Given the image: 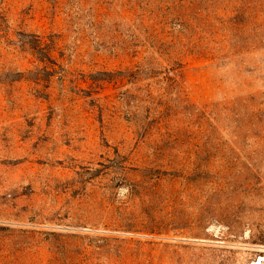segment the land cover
<instances>
[{
    "label": "rangeland",
    "instance_id": "obj_1",
    "mask_svg": "<svg viewBox=\"0 0 264 264\" xmlns=\"http://www.w3.org/2000/svg\"><path fill=\"white\" fill-rule=\"evenodd\" d=\"M250 1L0 0V264H264Z\"/></svg>",
    "mask_w": 264,
    "mask_h": 264
},
{
    "label": "trees",
    "instance_id": "obj_2",
    "mask_svg": "<svg viewBox=\"0 0 264 264\" xmlns=\"http://www.w3.org/2000/svg\"><path fill=\"white\" fill-rule=\"evenodd\" d=\"M262 1V7H259L253 0L247 3L246 7L249 8L250 17H262L264 19V0ZM258 6V7H257Z\"/></svg>",
    "mask_w": 264,
    "mask_h": 264
}]
</instances>
